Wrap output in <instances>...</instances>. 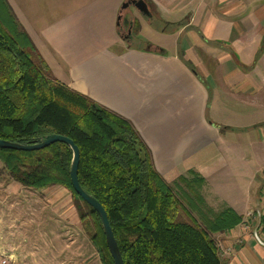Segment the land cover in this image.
Listing matches in <instances>:
<instances>
[{
	"label": "crops",
	"instance_id": "crops-1",
	"mask_svg": "<svg viewBox=\"0 0 264 264\" xmlns=\"http://www.w3.org/2000/svg\"><path fill=\"white\" fill-rule=\"evenodd\" d=\"M7 1L51 76L125 120L168 185L201 178L205 206L241 218L212 236L223 264H264L242 229L264 198V0ZM26 250L0 240L8 264L53 261Z\"/></svg>",
	"mask_w": 264,
	"mask_h": 264
},
{
	"label": "trees",
	"instance_id": "trees-1",
	"mask_svg": "<svg viewBox=\"0 0 264 264\" xmlns=\"http://www.w3.org/2000/svg\"><path fill=\"white\" fill-rule=\"evenodd\" d=\"M49 134L78 148V182L106 212L124 264H223L212 236L241 218L207 208L201 178L168 185L125 120L51 76L8 1L0 0V139L25 145ZM71 159L60 142L34 151L0 148V174L25 189H66L99 264H114L98 214L71 185Z\"/></svg>",
	"mask_w": 264,
	"mask_h": 264
},
{
	"label": "rangeland",
	"instance_id": "rangeland-1",
	"mask_svg": "<svg viewBox=\"0 0 264 264\" xmlns=\"http://www.w3.org/2000/svg\"><path fill=\"white\" fill-rule=\"evenodd\" d=\"M15 238L23 240L27 258L48 252L53 260L49 264H99L66 189H25L4 173L0 174V240Z\"/></svg>",
	"mask_w": 264,
	"mask_h": 264
},
{
	"label": "water",
	"instance_id": "water-1",
	"mask_svg": "<svg viewBox=\"0 0 264 264\" xmlns=\"http://www.w3.org/2000/svg\"><path fill=\"white\" fill-rule=\"evenodd\" d=\"M128 4H123L122 8L127 7ZM145 10L144 4H142ZM60 142L66 144L72 151V159L70 163L69 176L71 185L76 194L86 202L99 216L101 221L102 230L105 236V241L109 253L113 259L114 264H124L116 240L114 238L112 229L106 216V212L100 203L91 195L87 194L80 186L77 177L78 164H79V150L74 143L67 137L58 134H49L40 138L38 142L32 144H20L0 139L1 149L19 150V151H34L48 147L49 145Z\"/></svg>",
	"mask_w": 264,
	"mask_h": 264
},
{
	"label": "built area",
	"instance_id": "built-area-1",
	"mask_svg": "<svg viewBox=\"0 0 264 264\" xmlns=\"http://www.w3.org/2000/svg\"><path fill=\"white\" fill-rule=\"evenodd\" d=\"M247 222L243 223V231L264 245V198L257 210H250L246 213ZM220 255V253H219ZM7 258H1L0 264H8Z\"/></svg>",
	"mask_w": 264,
	"mask_h": 264
},
{
	"label": "flooded vegetation",
	"instance_id": "flooded-vegetation-1",
	"mask_svg": "<svg viewBox=\"0 0 264 264\" xmlns=\"http://www.w3.org/2000/svg\"><path fill=\"white\" fill-rule=\"evenodd\" d=\"M132 3V2H131ZM133 5L139 10V11H141V12H145V10H143V6H142V3H133Z\"/></svg>",
	"mask_w": 264,
	"mask_h": 264
}]
</instances>
